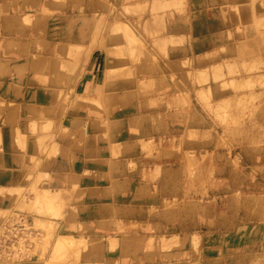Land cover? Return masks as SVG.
<instances>
[{
	"label": "rangeland",
	"instance_id": "1",
	"mask_svg": "<svg viewBox=\"0 0 264 264\" xmlns=\"http://www.w3.org/2000/svg\"><path fill=\"white\" fill-rule=\"evenodd\" d=\"M70 1L0 0V154L17 174L0 183V264H264V0L223 7L215 38L184 23L189 0L147 16L94 0L108 17L63 54L37 27L56 35ZM170 7L187 37H168ZM93 49L108 62L88 97Z\"/></svg>",
	"mask_w": 264,
	"mask_h": 264
},
{
	"label": "crops",
	"instance_id": "2",
	"mask_svg": "<svg viewBox=\"0 0 264 264\" xmlns=\"http://www.w3.org/2000/svg\"><path fill=\"white\" fill-rule=\"evenodd\" d=\"M158 3H162L163 1L169 0H153ZM240 0H228L225 2L224 0H189L186 8V15L184 16V23H201L204 24L201 28L203 29L200 37L206 36V38H215L219 35L221 31H223L224 24H228L230 21L232 22L231 15L225 13L223 7L226 5L234 6ZM112 7L117 8L118 10L126 9V11H134L138 8L143 7L145 4L146 7L144 9V15L147 16L151 11V0H131L125 2V0H121L120 3H117L115 0L109 2ZM195 3V4H192ZM196 5L193 9L191 6ZM164 13L167 14L168 19V37H179L184 36L187 37L193 30L192 26L189 29L183 28L181 26L175 25V19L173 20V16H176L175 9L169 8ZM27 14V13H26ZM25 14V15H26ZM35 14V13H33ZM158 14H161L159 11ZM105 15L108 17L107 8L104 5H98L94 0L90 2L89 0H82L76 3V1L72 0L67 5H65L62 9V12L57 15L55 33L53 35L54 25L51 21H47L45 25H41L37 27V30L43 33L44 41H46L49 45L56 44L57 48H59L61 53L66 54L70 47H89L90 46V30L92 28L91 23L89 27H83V21L90 22L91 19L95 16ZM136 16L135 14H122L121 20L123 22H130ZM194 17V19H193ZM14 20H6L7 25H11ZM173 23V24H172ZM32 31V30H31ZM30 31V32H31ZM205 33V35H204ZM87 35V36H86ZM89 35V36H88ZM32 36V33H30ZM121 45H123L121 43ZM56 51V55H57ZM92 58V59H91ZM172 61V60H171ZM175 61V60H173ZM107 58L103 56V52L97 49H93L91 53L90 60L85 66L84 75L82 79L84 81V85L87 89L88 97H97L100 95L103 80L102 72L107 70ZM26 65V64H25ZM27 66V65H26ZM170 72V68H168V73ZM64 84L56 85V88L62 87ZM72 117H75L74 115ZM71 117V118H72ZM4 128L1 129V134H8L9 132H4ZM3 131V132H2ZM26 165H24V168ZM14 170L15 167L11 162V159L7 154H0V183L7 184L9 182L17 181V174H13L12 178H7V172ZM37 262H35L36 264ZM21 264V263H20ZM23 264V263H22ZM24 264H33L31 262ZM38 264V263H37Z\"/></svg>",
	"mask_w": 264,
	"mask_h": 264
}]
</instances>
